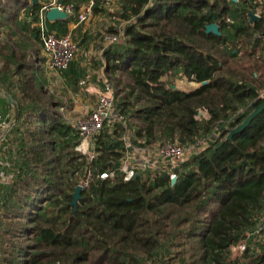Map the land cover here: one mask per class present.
Listing matches in <instances>:
<instances>
[{"label":"trees","instance_id":"16d2710c","mask_svg":"<svg viewBox=\"0 0 264 264\" xmlns=\"http://www.w3.org/2000/svg\"><path fill=\"white\" fill-rule=\"evenodd\" d=\"M117 1L123 34L102 51L103 75L133 136L188 145L220 134L182 162L173 184L163 171L100 179L118 165L125 131L105 128L89 161L67 102L14 45L0 68L18 112L0 147L10 176L0 182V264H264V110L226 138L263 101L264 0ZM27 2L0 0V12L15 16ZM254 7L263 12L251 22ZM212 23L219 36L205 33ZM182 79L197 87L172 88Z\"/></svg>","mask_w":264,"mask_h":264},{"label":"built area","instance_id":"2783aa9c","mask_svg":"<svg viewBox=\"0 0 264 264\" xmlns=\"http://www.w3.org/2000/svg\"><path fill=\"white\" fill-rule=\"evenodd\" d=\"M96 1H98L99 5L105 6L113 0H89L82 5L80 12L75 10L72 3L63 4L57 0H51L47 5L39 9L36 29L41 49L45 56L46 66L50 70L57 73L66 71L76 58L79 49L77 42L73 39L70 32L58 35L47 30L46 11L50 8H57L59 11L66 13L68 17H76V22L79 24L86 21L92 14ZM232 1L237 2L238 0ZM250 12L256 17V20H259L263 11L258 7H254ZM132 20L133 18L128 22ZM122 34L123 30L122 26H120L115 32L105 35L103 37L102 51L110 45L120 43ZM102 85L103 90L96 96L95 103L89 112L69 117L65 114V110H62L66 121L79 132L82 139L80 145L77 147V151L87 156L89 161L96 156L94 152L95 142L105 128L111 130V128L118 125L119 128L125 131L120 137L121 156L119 157L118 165L110 171L99 173L100 179L112 178L114 175H119L123 181H129L141 173L163 170V172L169 174V178L172 181L176 179L175 170L183 161H186L193 152L211 142L213 135V137H217L220 134L215 128L212 135L210 134L204 139L200 138L192 144L183 145L178 141L165 139L149 145L144 140L136 139L133 136V132L128 128L127 122L116 112L113 90L105 78H103ZM242 113L241 109L238 110L234 118H237ZM201 114L202 112L199 111L198 115ZM9 128L0 113V134L2 132L0 135V147L6 140ZM6 165L0 161V182L4 184H7L10 179V176L2 171ZM78 186L85 188L87 182H80ZM239 248L242 249L243 246Z\"/></svg>","mask_w":264,"mask_h":264},{"label":"crops","instance_id":"0c3cea01","mask_svg":"<svg viewBox=\"0 0 264 264\" xmlns=\"http://www.w3.org/2000/svg\"><path fill=\"white\" fill-rule=\"evenodd\" d=\"M49 2L51 0H29L25 6H22L17 11L18 13L15 16L8 12L5 14L0 12V49L3 51L0 53V68L3 63L13 59L11 51L14 45H17L24 50L22 52L32 55V62H35V70L37 69V81L41 82L44 88L48 89L51 92L50 94L58 98L60 102H67L68 105L64 107L65 114L69 117L83 115L91 110L96 96L103 90L104 62L102 46L105 34L102 33L101 28H108L109 30L114 28L113 31H115L123 23L121 22L117 26L113 22L110 23L108 21L109 13H112L113 10H105L106 7L101 5L97 6V9L92 12L86 21L79 24L76 22V17H67L64 22H61L63 20L52 22L46 20L48 31L58 35L70 32L78 44L79 50L74 61L66 71L57 73L46 66L40 42L36 40V22L33 20L39 9ZM71 3L76 5L78 12H80L84 4V2L78 0H71ZM110 3L105 6L110 4L114 5L113 8L116 7L118 9L120 7V2L117 0H113ZM35 5L38 8L35 9ZM10 17L13 18L9 19ZM114 21H117V19H114ZM93 48L99 49L98 52H94ZM92 56H98L95 59L96 62L91 61ZM8 80L9 77H7V82L5 83V80L0 75V113L3 119L9 123L6 122L8 126L12 128L13 122H11V118H14V108L12 103L8 101L10 96L5 91H2ZM188 84L190 86L189 91L197 87L196 83L188 82ZM175 87L178 88L176 83ZM91 96L94 98L92 99ZM8 104H10L11 108Z\"/></svg>","mask_w":264,"mask_h":264},{"label":"water","instance_id":"95a60500","mask_svg":"<svg viewBox=\"0 0 264 264\" xmlns=\"http://www.w3.org/2000/svg\"><path fill=\"white\" fill-rule=\"evenodd\" d=\"M68 17V15L62 11H59L57 8H50L48 11H46L45 13V18L46 20L52 22V21H55V20H64ZM249 18H250V21L253 22L256 20V17L251 13L249 12ZM205 33L206 34H213V35H216V36H219L220 35V31H219V28L218 26L215 24V23H212V24H208L205 26ZM203 84H205V82H203ZM172 88H175V86H172ZM262 103L254 108V102H252L249 107H248V110H250L251 112L249 113V115L243 120V122H241L239 125H237L236 127H234L233 129H231L229 131V133L227 134V139L230 140L234 135L240 133L242 130H244L248 125L249 123L258 115L260 114L263 110H264V93H263V96H262ZM8 101L12 103L13 105V108H14V119L17 118V107L16 105L10 100V98L8 97ZM175 182V179L172 180V184ZM81 187L80 186H77L75 188V191L74 193L72 194V202H71V205L74 207H76V204H77V201L79 200L80 198V191H81Z\"/></svg>","mask_w":264,"mask_h":264},{"label":"rangeland","instance_id":"374dc122","mask_svg":"<svg viewBox=\"0 0 264 264\" xmlns=\"http://www.w3.org/2000/svg\"><path fill=\"white\" fill-rule=\"evenodd\" d=\"M110 3V2H109ZM111 4V3H110ZM107 5V6H103V5H101L102 7H106L105 8V10H108V9H110V10H113V12L112 13H109L110 15H109V18H110V20H109V18H108V21L111 23V22H113V23H115V25L117 26L118 24H121V18H120V13H121V7H118V9L116 8V7H114L113 8V6L114 5ZM103 9V8H102ZM107 13H108V11H107ZM114 19H117V21L119 20V22H117V21H114ZM106 25V24H105ZM114 29V28H113ZM113 29L112 30H109L108 28H106V29H104V28H101V31H102V33L103 34H105V35H108V34H110V33H113L114 31H113ZM104 35V36H105ZM97 38V37H96ZM95 38V39H96ZM98 50L99 49H96V48H93V51L94 52H98ZM81 51V50H80ZM98 57V56H97ZM97 57H93L92 56V58H91V61H95V59L97 58ZM96 62V61H95ZM94 63V62H93ZM188 82L189 81H187L186 79H183V80H175V83H176V86L178 85V88L177 89H179V90H184V91H189L188 89H190L189 87V84H188ZM49 91V90H48ZM49 93H51L50 91H49ZM263 93H264V91H263ZM93 95H95V94H93ZM262 96H263V94H262ZM92 97V99L94 98L93 96H91ZM262 98V97H261ZM201 112H202V114H204V115H207V113H206V111L205 110H200ZM201 114V115H202ZM201 115H199V116H201ZM206 118V117H205ZM1 134H2V132H1ZM0 134V135H1ZM8 139V138H7ZM0 156H1V154H0ZM163 171V170H162ZM162 171H159V172H162ZM151 173H154V172H157V171H150ZM145 173H147V172H145ZM260 222H264V219H262V220H260ZM238 249H240L239 247H238ZM241 250V249H240ZM232 253H235L236 252V250H235V248H233L232 249ZM159 261H161V262H163L162 261V258L159 260ZM167 262V259L165 260V258H164V263H166Z\"/></svg>","mask_w":264,"mask_h":264}]
</instances>
